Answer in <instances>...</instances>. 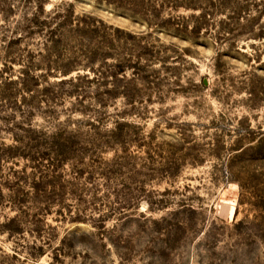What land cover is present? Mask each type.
I'll return each instance as SVG.
<instances>
[{"label":"rangeland","instance_id":"obj_1","mask_svg":"<svg viewBox=\"0 0 264 264\" xmlns=\"http://www.w3.org/2000/svg\"><path fill=\"white\" fill-rule=\"evenodd\" d=\"M0 264H264V0H0Z\"/></svg>","mask_w":264,"mask_h":264}]
</instances>
